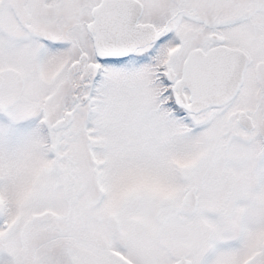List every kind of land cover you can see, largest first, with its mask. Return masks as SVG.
Wrapping results in <instances>:
<instances>
[{
    "label": "snow or ice",
    "instance_id": "obj_1",
    "mask_svg": "<svg viewBox=\"0 0 264 264\" xmlns=\"http://www.w3.org/2000/svg\"><path fill=\"white\" fill-rule=\"evenodd\" d=\"M0 264H264V0H0Z\"/></svg>",
    "mask_w": 264,
    "mask_h": 264
}]
</instances>
